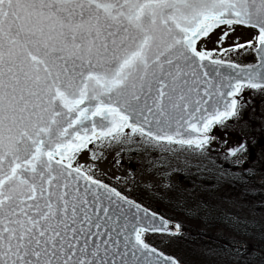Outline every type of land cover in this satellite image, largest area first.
Returning a JSON list of instances; mask_svg holds the SVG:
<instances>
[{"label":"snow or ice","instance_id":"obj_1","mask_svg":"<svg viewBox=\"0 0 264 264\" xmlns=\"http://www.w3.org/2000/svg\"><path fill=\"white\" fill-rule=\"evenodd\" d=\"M246 90L264 97V0H0V264H180L157 241L182 225L82 157L208 158Z\"/></svg>","mask_w":264,"mask_h":264},{"label":"trees","instance_id":"obj_2","mask_svg":"<svg viewBox=\"0 0 264 264\" xmlns=\"http://www.w3.org/2000/svg\"><path fill=\"white\" fill-rule=\"evenodd\" d=\"M248 58H254V54L251 53ZM249 145L251 143L246 142V146ZM259 149L256 159L263 164L264 147ZM126 159L131 160L129 157ZM193 159L192 165L168 178L165 188L149 191L140 185H132L128 192L119 187L117 189L182 225L186 236L182 239L173 238L174 245H170L168 250L164 249L180 263L264 264V221L244 217L233 209L228 213L229 209L225 205L229 202L257 201V206H263L264 171L260 172L261 169L257 167L260 178L256 177L255 170L236 166L228 156L216 154L212 150H209L208 158L197 154L193 155ZM171 168L163 171L171 172ZM235 218L243 223L229 226V220ZM245 244L247 253L244 252ZM237 247L241 249L242 260L235 259L231 251ZM210 248L228 251L210 254Z\"/></svg>","mask_w":264,"mask_h":264},{"label":"rangeland","instance_id":"obj_3","mask_svg":"<svg viewBox=\"0 0 264 264\" xmlns=\"http://www.w3.org/2000/svg\"><path fill=\"white\" fill-rule=\"evenodd\" d=\"M241 42L245 38H250L251 32L248 30H242ZM214 44H209L208 47H214ZM243 52V50H241ZM254 54V53H252ZM250 54L232 53L231 58L234 62L245 64L255 62L254 58H248ZM234 59H238L235 61ZM243 62V63H242ZM253 90H246L244 95L250 101L249 108L243 113V120L233 123L228 122V127L216 126L213 128L211 135L216 137L211 145L210 149L216 154H222L228 156L234 163H243L250 155L251 147H255L258 140L264 139V97L259 93L252 94ZM254 109V110H253ZM263 145L264 147V140ZM251 143L246 146L247 152L238 153L236 157H232L228 153L229 147H237L241 143ZM91 147V146H90ZM259 147V148H261ZM255 152L256 158L259 156L260 149ZM187 149H178L176 151H164V150H133L129 151L127 148L123 150L117 146L115 148H105L104 158L98 161H92L88 154L82 157V162L88 164H94L96 175L104 182L111 186L119 187L124 191L129 190L132 185L137 187L147 188L149 191L155 188H165L168 186V178L173 177L177 171L185 170L193 163L194 153H189ZM119 153V155H117ZM131 158L128 161L126 158ZM159 161V162H157ZM256 166L264 171L263 164L256 159ZM157 162V163H155ZM168 167L171 168V172L163 171ZM260 178V177H259ZM260 180V179H259ZM119 190V189H118ZM241 201V199H239ZM229 209L236 210L244 217H253L264 221V205L257 206V201H243V203L229 202L225 203ZM161 248L168 250L170 245H174L175 240L168 242L157 241ZM255 249V248H253ZM252 249V250H253Z\"/></svg>","mask_w":264,"mask_h":264},{"label":"flooded vegetation","instance_id":"obj_4","mask_svg":"<svg viewBox=\"0 0 264 264\" xmlns=\"http://www.w3.org/2000/svg\"><path fill=\"white\" fill-rule=\"evenodd\" d=\"M263 145V141H261V140H259L258 142H257V144L255 145V147H251V149H250V155H249V157L248 158H246L245 160H244V162L243 163H234L236 166H242L244 169H246V170H250V171H253V170H255V176L256 177H259L258 175H259V172H258V170L256 169L257 168V166H256V163H257V161H256V155H255V152H251V150L252 149H254V151H256L257 152V149L259 148V147H261ZM253 244V243H252ZM253 246H256L255 244H253Z\"/></svg>","mask_w":264,"mask_h":264},{"label":"water","instance_id":"obj_5","mask_svg":"<svg viewBox=\"0 0 264 264\" xmlns=\"http://www.w3.org/2000/svg\"><path fill=\"white\" fill-rule=\"evenodd\" d=\"M262 140H264V139H261V141H262ZM251 152H254V149H252ZM166 218H167V217H166ZM171 222H172L173 224L178 223L177 221H174V220H171ZM180 264H181V263H180Z\"/></svg>","mask_w":264,"mask_h":264}]
</instances>
